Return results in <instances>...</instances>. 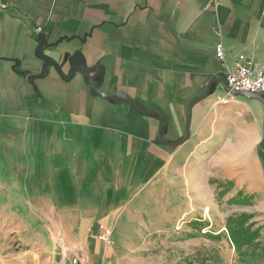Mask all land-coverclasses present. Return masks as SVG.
Segmentation results:
<instances>
[{
	"label": "crops",
	"instance_id": "0c3cea01",
	"mask_svg": "<svg viewBox=\"0 0 264 264\" xmlns=\"http://www.w3.org/2000/svg\"><path fill=\"white\" fill-rule=\"evenodd\" d=\"M47 25L48 41L70 37L47 53L61 61L80 50L87 66L102 65L101 89L164 111L171 141L185 132L188 104L224 73L218 43L228 62L264 61V0H0V199L11 227L43 228L52 243L58 228L89 264H122L131 216L145 220L146 200L158 213L214 184L230 197L255 194L264 219L258 99L218 86L192 107L190 135L172 148L156 141L158 118L94 95L81 72L63 80L50 66L40 76L37 28ZM101 226L113 245L98 240Z\"/></svg>",
	"mask_w": 264,
	"mask_h": 264
},
{
	"label": "rangeland",
	"instance_id": "374dc122",
	"mask_svg": "<svg viewBox=\"0 0 264 264\" xmlns=\"http://www.w3.org/2000/svg\"><path fill=\"white\" fill-rule=\"evenodd\" d=\"M215 187L214 184L199 185L198 197L168 199L164 207L159 205L158 213L155 212L156 206L146 200L145 220L134 219L133 214L131 216L133 237L128 241L133 243V247L130 254L122 256V264L264 262V256L258 258L251 249L242 258L231 243L226 226L230 215L241 212L252 214L248 223L254 221L255 227H261V239L264 241V219L261 213H257L255 194L230 197L225 195L224 190H214ZM3 201L0 199V264H54L62 254L69 252L70 244L66 243V237L60 231L57 233L58 228H54L56 241L52 243L47 242L43 228L22 227L18 230L15 226L11 227L13 222L17 224L16 218L2 213L6 210ZM134 208L133 205V211ZM154 215L158 216L157 220H153ZM108 228L112 231L111 227ZM112 240L114 243V235Z\"/></svg>",
	"mask_w": 264,
	"mask_h": 264
},
{
	"label": "water",
	"instance_id": "95a60500",
	"mask_svg": "<svg viewBox=\"0 0 264 264\" xmlns=\"http://www.w3.org/2000/svg\"><path fill=\"white\" fill-rule=\"evenodd\" d=\"M37 41L38 45L36 47L35 53L38 57H40L43 60L42 64V72L39 74L40 76H44L48 73L50 70V66H53L62 79L69 80L71 79L76 73L81 72L83 74V77L86 82H88L91 85V92L95 95H100L101 97L112 99V100H125L128 101L130 106L139 112H143L148 115L155 116L159 119V129L157 131L156 135V141H159V143L167 144L169 146L176 147L178 145L183 144L186 142L190 135V129H191V115H192V107L201 101L203 98L208 96L211 92H213L218 86H221V88L231 94L240 95L246 98H256L258 99L262 105L264 106V90L261 92H252V91H242V90H236L231 89L228 85V80L225 77L223 73H217L213 75L204 90L202 91L201 95L194 98L187 106V121H186V129L184 134L177 140H168L163 136V131L165 129L166 124V114L164 111L157 109V110H151L146 107H144L142 104L139 103L136 99L129 96L127 93L117 91V92H106L101 89V84L103 83L104 78V71L105 68L100 64H94L93 66H87L85 63V57L83 53L78 50L75 51V53L71 56H66L63 58V60H59L55 58L52 54L47 53L46 49L48 47L58 46L59 43L63 41L64 38L69 39L70 37L63 36V38H60L59 40L55 42L48 41V38L46 37L45 33L43 31H40L37 28ZM69 64V69L65 70L63 68L64 63ZM38 75H31L30 78H34ZM260 151L264 154V140L259 145Z\"/></svg>",
	"mask_w": 264,
	"mask_h": 264
},
{
	"label": "built area",
	"instance_id": "2783aa9c",
	"mask_svg": "<svg viewBox=\"0 0 264 264\" xmlns=\"http://www.w3.org/2000/svg\"><path fill=\"white\" fill-rule=\"evenodd\" d=\"M216 53L223 63L224 75L231 89L261 92L264 90V61H257L251 56L239 54L229 63L225 49L220 43L216 45ZM113 235L107 226H101L98 239L112 243ZM54 264H89L85 253L70 248L69 253L62 254Z\"/></svg>",
	"mask_w": 264,
	"mask_h": 264
},
{
	"label": "trees",
	"instance_id": "16d2710c",
	"mask_svg": "<svg viewBox=\"0 0 264 264\" xmlns=\"http://www.w3.org/2000/svg\"><path fill=\"white\" fill-rule=\"evenodd\" d=\"M52 25H47L42 31L47 35L51 31ZM19 69L22 73L28 72ZM252 214L246 212L237 213L236 215H230L227 220V231L229 232V238L231 243L238 249L240 256L244 255L252 250L253 254H256L258 258L264 256V241L261 239L260 226H254V221L249 222L252 218ZM264 264V262L258 263Z\"/></svg>",
	"mask_w": 264,
	"mask_h": 264
}]
</instances>
